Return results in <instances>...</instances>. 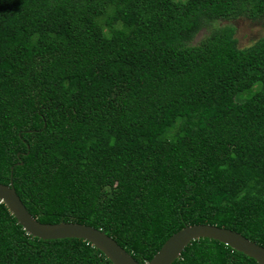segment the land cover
Returning a JSON list of instances; mask_svg holds the SVG:
<instances>
[{
  "label": "trees",
  "instance_id": "trees-1",
  "mask_svg": "<svg viewBox=\"0 0 264 264\" xmlns=\"http://www.w3.org/2000/svg\"><path fill=\"white\" fill-rule=\"evenodd\" d=\"M239 18L264 20V0H0V183L140 264L194 224L264 247V36L239 47L216 24ZM0 264L112 262L0 201ZM173 264L257 262L202 238Z\"/></svg>",
  "mask_w": 264,
  "mask_h": 264
},
{
  "label": "water",
  "instance_id": "water-1",
  "mask_svg": "<svg viewBox=\"0 0 264 264\" xmlns=\"http://www.w3.org/2000/svg\"><path fill=\"white\" fill-rule=\"evenodd\" d=\"M21 164V163H20ZM0 201L5 203L17 222L31 236L42 240L76 238L91 243L112 264H140L112 237L93 226L76 222L42 223L28 211L17 194L12 179L0 183ZM206 238L216 240L264 264V247L241 233L211 224L188 225L172 234L146 264H173L193 241Z\"/></svg>",
  "mask_w": 264,
  "mask_h": 264
},
{
  "label": "rangeland",
  "instance_id": "rangeland-1",
  "mask_svg": "<svg viewBox=\"0 0 264 264\" xmlns=\"http://www.w3.org/2000/svg\"><path fill=\"white\" fill-rule=\"evenodd\" d=\"M230 23L236 28L235 37L238 39L239 47L250 45L258 38L264 36V20L251 21L246 18H239L231 21H217V25ZM206 30L202 29L192 40V44H197L203 38Z\"/></svg>",
  "mask_w": 264,
  "mask_h": 264
}]
</instances>
